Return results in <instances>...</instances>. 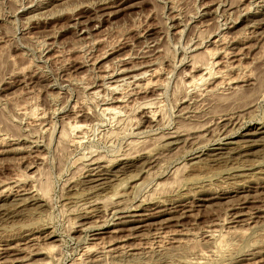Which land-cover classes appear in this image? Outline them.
<instances>
[{"label":"rangeland","instance_id":"obj_1","mask_svg":"<svg viewBox=\"0 0 264 264\" xmlns=\"http://www.w3.org/2000/svg\"><path fill=\"white\" fill-rule=\"evenodd\" d=\"M123 3L0 0L3 260L264 264V0ZM197 63L222 76L187 87ZM141 73L156 81L137 89ZM111 105L120 115L103 112ZM178 133L170 148L165 138ZM242 200L252 219L232 221ZM169 207L168 225L150 220L117 242L138 214ZM222 219L232 223L219 243L206 230ZM48 247V257L34 254Z\"/></svg>","mask_w":264,"mask_h":264},{"label":"bare ground","instance_id":"obj_2","mask_svg":"<svg viewBox=\"0 0 264 264\" xmlns=\"http://www.w3.org/2000/svg\"><path fill=\"white\" fill-rule=\"evenodd\" d=\"M131 0H124V3L123 4H126V3H128V2H130ZM43 6V5H42ZM40 14V13H39ZM47 14V13H46ZM262 18V17H261ZM260 22V21H259ZM258 22V23H259ZM261 23V22H260ZM221 38H223V37H221ZM216 41H214L213 43H215ZM227 43V42H226ZM214 45V44H213ZM207 48V47H206ZM216 51H214L213 52V50H204L203 51V53H204V55L205 56H210V57H216V54L217 53H215ZM220 53V52H219ZM203 55V54H202ZM201 54H200V56H202ZM231 55V54H230ZM199 56V57H200ZM196 58H197V56H195ZM194 57V58H195ZM203 57V56H202ZM196 58H195V61H196ZM123 61V60H122ZM198 62V61H197ZM200 62H201V60H200ZM216 63V62H215ZM214 63V64H215ZM191 64V63H190ZM194 64V63H193ZM205 64V63H204ZM207 64V63H206ZM206 64H205V66L203 65L202 66V63H200L199 65H198V63L194 66H192L191 68H190V72L188 73V77H187V80H185V82H186V86L187 87H195L196 88V86H199V84H204V82L206 83V81H207V79L208 78H219V77H221V76H219L220 74H222L221 72H223V71H220L219 69L217 70V71H214L213 70V68H212V66H214V64L213 63H208L207 64V66H206ZM213 64V65H212ZM217 64V63H216ZM212 65V66H211ZM231 70V69H230ZM118 72H119V70H118ZM126 72H129V71H125V70H121L120 71V73H118V75H120V74H123V73H126ZM110 74H112V73H110ZM114 74V73H113ZM117 74V73H116ZM115 74V75H116ZM147 74V73H146ZM146 74H144L143 75V73H141L138 77H142L141 75H143L144 77L143 78H145V76H146ZM225 75V74H224ZM187 76V75H186ZM109 77V76H108ZM111 77H113L112 75H111ZM150 77L152 78L153 77V74H151L150 75ZM149 77V79L147 78H145L146 80H143V78L141 79L142 81H144L143 82V84L142 85H135V87L137 88V89H140V88H142L143 86L144 87H146V86H148V85H153V83L156 81H152L151 80V78ZM206 77V78H205ZM136 79V77H134V80ZM140 80V81H141ZM137 81V80H136ZM221 82V81H220ZM228 82V81H227ZM132 83V82H131ZM222 83H223V81H222ZM230 84V83H229ZM114 85V84H113ZM220 85V84H219ZM110 86V85H109ZM119 86H121V85H119ZM217 86V85H216ZM221 86V85H220ZM115 87H117L116 85H115ZM133 87V86H132ZM184 87V86H183ZM114 88V87H113ZM121 88V87H120ZM129 88V87H128ZM112 89V88H111ZM110 89V90H111ZM114 90V93H115V90H116V88H114L113 89ZM112 90V91H113ZM117 91V90H116ZM123 92V91H122ZM110 95V94H109ZM90 96V95H89ZM105 96V95H104ZM100 97V96H99ZM119 99H121V98H119ZM118 98H116V100H115V103H120V100H119ZM193 99V98H192ZM152 102H153V100L152 99H150V100H145L142 104V106L145 108V109H147V111H146V113H145V118H148L150 121H152L153 122V119H151V117H153L155 114H156V111H155V109L154 110H149L148 108H150L153 104H152ZM191 102V101H190ZM194 102V101H193ZM159 106V105H158ZM118 107V106H117ZM159 108V107H158ZM116 109L117 108H114L112 105L111 106H109V107H106V108H104L103 110V112H107V113H110V114H112L113 116L115 115L116 116V114H119L121 111H119V113H117L118 111H116ZM158 112V111H157ZM182 112V111H181ZM102 113V112H101ZM33 114V113H32ZM104 115V114H103ZM111 115V116H112ZM120 115V114H119ZM104 117V116H103ZM194 117V116H193ZM111 118H113V117H111ZM162 118V117H161ZM190 118V117H189ZM122 119V118H121ZM123 120V119H122ZM131 120V119H130ZM122 122V121H121ZM200 124V123H199ZM150 125V124H149ZM204 125V124H203ZM179 127V126H178ZM70 128L72 129V131H74V132H83V131H85V129H86V127H85V125L84 124H81V123H79V122H75V123H73V125L71 126L70 125ZM85 128V129H84ZM70 129V130H71ZM178 129V128H177ZM180 129V128H179ZM199 129V128H198ZM197 129V130H198ZM62 130H64V129H62ZM180 131V130H179ZM192 131V130H191ZM70 132V131H69ZM64 133V132H63ZM72 133V132H71ZM69 134V133H68ZM182 134V133H181ZM62 135V134H61ZM179 133H178V135H174V136H170V135H168L169 137H167V138H165V143L168 145V146H170V148H171V146L172 145H175L176 144V142L180 139L179 138ZM83 136V135H82ZM73 137V136H72ZM162 137V136H161ZM160 137V138H161ZM163 138V137H162ZM63 139V138H62ZM157 139V138H156ZM1 140V139H0ZM158 140V139H157ZM64 141V140H63ZM73 141V143L75 144H79V139H77V138H74V140H72ZM71 141V142H72ZM146 142V141H145ZM179 142V141H178ZM177 142V143H178ZM164 143V142H163ZM81 144V143H80ZM163 146H165V144L163 145ZM135 147V146H134ZM166 147V146H165ZM143 148V147H142ZM167 148V147H166ZM20 149V148H19ZM134 149V148H133ZM168 149V148H167ZM173 149V148H172ZM133 151V150H132ZM142 151V150H141ZM144 151V150H143ZM1 153L0 154H2V153H4V152H2V151H0ZM147 152V151H146ZM6 153V152H5ZM139 155V154H138ZM101 158V157H100ZM127 158V157H126ZM128 159V158H127ZM126 159V160H127ZM125 160V159H124ZM94 161V160H93ZM92 161V162H93ZM113 162V161H112ZM91 163V162H90ZM91 164H93V163H91ZM97 164V163H96ZM98 165V164H97ZM96 165V166H97ZM184 165V164H183ZM209 166V165H208ZM102 167V166H101ZM98 167H96V169H97ZM200 168V167H199ZM80 169V168H79ZM93 169V168H92ZM95 169V168H94ZM104 169V168H103ZM102 168H101V170H103ZM180 169V168H179ZM83 170V169H82ZM89 170V169H88ZM100 170V169H99ZM86 171V170H85ZM108 171V170H107ZM90 172V171H89ZM95 172V171H94ZM93 173V172H92ZM92 173H90V175L92 174ZM98 173V172H97ZM102 173V172H101ZM104 174H108V173H105L104 172ZM29 176V175H28ZM88 176V175H87ZM94 176V179L96 178L95 177V175H93ZM102 176V175H101ZM112 176V175H111ZM87 178V177H86ZM98 178V177H97ZM100 178V177H99ZM104 178V177H103ZM95 180H97V179H95ZM99 180V179H98ZM102 180V179H101ZM87 181V180H86ZM90 181H93V180H90ZM109 181V180H108ZM94 182H96V181H94ZM88 183H90V182H88ZM17 184H19L18 183V180H15V181H13L12 182V186H16ZM126 184V183H125ZM10 185V186H11ZM9 186V185H8ZM125 186V185H124ZM123 186V187H124ZM3 187H5V186H3ZM17 187V186H16ZM95 187V186H94ZM117 187V186H116ZM18 188V187H17ZM90 188V187H89ZM9 189L10 188H7L6 187V189L4 188L3 189V192H7V191H9ZM20 189H21V191L22 192H24L25 194H27V192H26V190H22V188H20L19 187V190L17 189L16 191L18 192H20ZM1 191H2V189H0ZM21 192V194H23ZM240 192V191H239ZM8 193V192H7ZM118 193V192H117ZM28 194H29V191H28ZM244 194V193H243ZM261 194V193H260ZM260 194H259V196H260ZM6 195V194H5ZM2 196V195H1ZM23 196H26V195H23ZM32 196V195H31ZM113 196V195H112ZM247 196V195H246ZM249 196V195H248ZM247 198V197H246ZM260 198V197H259ZM243 201V200H242ZM246 201V200H245ZM261 201V200H260ZM120 203V202H119ZM216 203V202H215ZM245 202L243 201L242 203H235V205L234 206H232V208L230 209L231 211H234V213L233 214H231V215H233V217H232V221L233 220H239V221H241V218H247V219H249V218H251V213L249 212H243L242 210H241V206H242V204H244ZM217 204V203H216ZM115 205V204H114ZM215 205V204H214ZM175 207V206H174ZM170 208V209H165V210H163V211H157V212H153V214H148V212L145 214H138L136 217H137V221H134V220H130L129 221V224H131L133 227H131V229H133V231L131 230L130 231V233L129 234H127L126 236H123L124 237V239L121 241V240H119V241H117L118 243H121V246H123L124 247V245H122V244H124V243H122V242H125L126 240H129V239H132L133 238V236H134V234L136 233V232H139L140 230H142L143 231V229H145L146 227H148L151 223H148V221H150V220H157L156 222H154V223H152L153 225L156 223V224H158V225H160V226H162L163 224H165L166 222H170L171 220H169L170 218H165V219H163L162 217H164V216H167V215H170V214H172V212H174V209L175 208ZM180 207V206H179ZM242 207H244V206H242ZM159 209V208H158ZM161 209V208H160ZM163 209V208H162ZM243 209V208H242ZM116 210V209H115ZM147 210V209H146ZM157 210V209H156ZM187 210V209H186ZM186 210H185V212L183 211V213H188V212H186ZM263 210V209H262ZM150 211V210H149ZM182 211H181V214H182ZM255 212V211H254ZM257 212V211H256ZM136 215V214H135ZM130 216V215H129ZM253 216V215H252ZM120 217V216H119ZM132 217V216H131ZM169 217V216H168ZM180 217V216H179ZM227 217V216H226ZM134 218V217H133ZM174 218V217H173ZM172 218V219H173ZM219 219V218H218ZM252 219V218H251ZM125 220V219H124ZM127 221H128V219H126ZM135 220H136V218H135ZM174 220V219H173ZM172 220V221H173ZM220 220V219H219ZM227 220H224V219H222L221 221H220V224H214V225H212L209 229H207L206 231H208V234L211 236V238L214 236V234L216 235V234H218V239L220 238V240H216V238H215V240L216 241H219V243H221L220 241H222L221 240V237H222V239H224L223 238V235H222V229L224 228L223 226H225V224L226 225H228L227 226V229H230L231 227H229L230 225L229 224H231L232 223V221L230 220V222L228 221V222H226ZM248 221V220H247ZM125 222V221H124ZM236 222V221H235ZM125 223H127V222H125ZM124 224V223H123ZM128 224V225H129ZM152 224H151V226H152ZM155 224V225H156ZM167 224V223H166ZM236 224V223H235ZM117 225V224H116ZM168 225V224H167ZM126 226V225H125ZM122 228V227H121ZM130 228V227H129ZM156 228V227H155ZM160 228H162V227H160ZM117 229H119V228H117ZM116 229V230H117ZM154 229V228H153ZM227 229H225L226 231H227ZM115 230V229H114ZM116 230H115V232H116ZM126 230H128V229H126ZM159 231L160 229H154V233L155 234H157V235H159L160 237H159V239L161 240L162 238H161V234L163 233H160V232H157V231ZM121 231V230H120ZM153 231V230H152ZM179 231H181V230H179ZM188 231V230H187ZM111 232V231H110ZM112 232H114V231H112ZM117 232H118V230H117ZM116 232V233H117ZM235 233H236V231H234ZM128 233V232H127ZM149 233H151V232H149ZM153 233V234H154ZM115 234V233H114ZM137 234V233H136ZM148 234V233H147ZM152 234V233H151ZM150 234V235H151ZM170 234V233H169ZM207 233H206V235H208ZM227 234V233H226ZM138 235V234H137ZM166 235H167V233H166ZM188 235V234H187ZM224 235H225V233H224ZM228 235V234H227ZM164 236H165V234H164ZM173 236V235H172ZM154 237H158V236H155L154 235ZM187 237V236H186ZM136 238V237H135ZM31 239V238H30ZM118 240V239H120L119 237L118 238H115V240ZM121 239H122V237H121ZM155 239V238H154ZM159 239H157L158 241H160ZM208 239V238H207ZM133 240V239H132ZM212 240V239H211ZM156 241V240H155ZM157 241V242H158ZM128 242V241H127ZM215 242V241H214ZM51 243V242H50ZM126 243V242H125ZM159 243V242H158ZM158 243H155V244H158ZM177 243V242H176ZM19 244V243H18ZM18 244H16V245H18ZM16 245H15V247H16ZM108 245V244H107ZM112 245V244H111ZM127 245V244H126ZM218 245V244H217ZM1 246V245H0ZM22 246V245H21ZM49 246V245H48ZM136 246V245H135ZM135 246L134 247H131L130 246V248L128 247L127 249H133V248H135ZM147 246V245H146ZM221 246V245H220ZM11 247V246H10ZM12 247H14V246H12ZM14 247V248H15ZM17 247H19V246H17ZM16 247V249H19V248H17ZM46 247V246H45ZM126 247V246H125ZM149 247V246H148ZM214 247V246H213ZM7 248V247H6ZM5 248V249H6ZM8 248H9V246H8ZM7 248V249H8ZM22 248V247H21ZM92 248V247H91ZM107 248V247H106ZM5 249H1L0 248V264L2 263V264H4V261L5 260H3L4 258V254H5V252L6 251H8V250H6L5 251ZM13 249V248H12ZM53 249V248H52ZM51 249V247H48V248H44V249H42V250H40V251H38V252H36V253H34L35 255L37 254V255H40V254H45L47 257L49 256V253L51 252L50 250H52ZM109 250H107V249H105V250H107V251H113L114 249L112 248H108ZM19 250H22V249H19ZM125 250V249H124ZM23 251H25L24 250V248H23ZM53 251V250H52ZM87 251H88V249H87ZM86 251V252H87ZM91 251V250H90ZM20 252V251H19ZM113 252H115V251H113ZM21 254H22V252H20ZM105 253V252H104ZM107 253V252H106ZM110 253V252H109ZM25 255V254H24ZM6 256H7V253H6ZM21 256V255H20ZM31 255H28V256H23V257H18V258H10V263H12V264H16V263H18V264H28L27 263V259H28V257H30ZM7 257H9V255L7 256ZM6 258V257H5ZM6 259H8V258H6ZM3 260V262H1ZM6 261H8V260H6ZM5 261V262H6ZM242 261V260H241ZM5 264H7V262L5 263Z\"/></svg>","mask_w":264,"mask_h":264}]
</instances>
